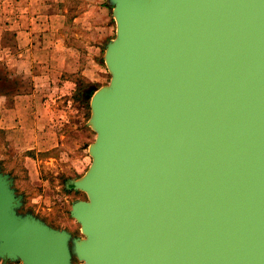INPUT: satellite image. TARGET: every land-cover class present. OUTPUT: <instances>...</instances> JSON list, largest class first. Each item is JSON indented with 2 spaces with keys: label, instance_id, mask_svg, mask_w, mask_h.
<instances>
[{
  "label": "water",
  "instance_id": "water-1",
  "mask_svg": "<svg viewBox=\"0 0 264 264\" xmlns=\"http://www.w3.org/2000/svg\"><path fill=\"white\" fill-rule=\"evenodd\" d=\"M108 4L82 234L23 211L0 164V261L264 264V0Z\"/></svg>",
  "mask_w": 264,
  "mask_h": 264
},
{
  "label": "crops",
  "instance_id": "crops-1",
  "mask_svg": "<svg viewBox=\"0 0 264 264\" xmlns=\"http://www.w3.org/2000/svg\"><path fill=\"white\" fill-rule=\"evenodd\" d=\"M59 1L57 5L54 0H0V66L9 72L8 79L14 73L29 84L26 90L1 87L0 131L6 140L23 145L17 148L25 151L46 142V114L58 109L54 104L77 85L69 74L81 75L90 90L95 81L102 83L104 79L99 63L95 74L87 72L86 65L94 58L93 49L88 48L103 46L105 51L111 38L103 43L104 36L97 32L96 38L85 39V52L81 50L75 24L79 17L62 8L63 0Z\"/></svg>",
  "mask_w": 264,
  "mask_h": 264
},
{
  "label": "rangeland",
  "instance_id": "rangeland-1",
  "mask_svg": "<svg viewBox=\"0 0 264 264\" xmlns=\"http://www.w3.org/2000/svg\"><path fill=\"white\" fill-rule=\"evenodd\" d=\"M54 1L57 5L60 2ZM61 4L62 8L69 9L79 17L75 24L78 25V38L82 42L81 50L84 52L85 39L92 36L93 39L96 38L97 32L104 36L101 40L103 43L115 36V23L108 0H63ZM84 26L90 29H85ZM88 49H93L94 58L90 65H86L87 72L94 71L95 74L99 63L100 72L104 75L103 82L95 81L91 90L90 86L83 90L87 92L84 102L79 95L80 88L85 84L83 77L79 74H69L70 81H75L77 85L54 104L60 111H64L57 112L58 109L53 108L46 114L47 136L44 144H37L33 151L21 150L17 147L23 145L6 140L5 134L0 131V160L3 161L1 164L4 171L15 177L17 191L24 195L25 205L22 210L33 212L49 224L68 229L75 235L82 233L79 223L70 215L71 205L76 199H86V195L81 191L69 189L67 184L70 179L84 174L91 164L89 145L94 141L96 134L87 125L90 117V98L96 88L110 80V74L104 64L103 46ZM7 73L9 75V72L0 66V84L5 81L4 78L8 79ZM12 74L8 80H11L10 86H13V90H26L29 84ZM44 147L46 149H43Z\"/></svg>",
  "mask_w": 264,
  "mask_h": 264
},
{
  "label": "trees",
  "instance_id": "trees-1",
  "mask_svg": "<svg viewBox=\"0 0 264 264\" xmlns=\"http://www.w3.org/2000/svg\"><path fill=\"white\" fill-rule=\"evenodd\" d=\"M4 79H6V78H4ZM7 81H11V80H5L2 84H0V86L1 87H8L9 89H11V87H13V86H10V84H8V82ZM88 87V85L86 84H84V85H82V87L80 88V93H79V95H80V97L81 98H83L82 100L84 101V102H86V99H85V95H87V92L86 91H84L83 92V90L85 89V88H87Z\"/></svg>",
  "mask_w": 264,
  "mask_h": 264
},
{
  "label": "bare ground",
  "instance_id": "bare-ground-1",
  "mask_svg": "<svg viewBox=\"0 0 264 264\" xmlns=\"http://www.w3.org/2000/svg\"><path fill=\"white\" fill-rule=\"evenodd\" d=\"M88 169V168H87ZM88 236V238L90 239L91 238V235H87Z\"/></svg>",
  "mask_w": 264,
  "mask_h": 264
}]
</instances>
